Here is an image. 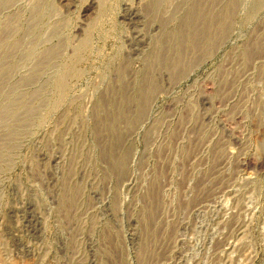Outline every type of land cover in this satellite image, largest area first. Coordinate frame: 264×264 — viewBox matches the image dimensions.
<instances>
[{"label": "rangeland", "instance_id": "1", "mask_svg": "<svg viewBox=\"0 0 264 264\" xmlns=\"http://www.w3.org/2000/svg\"><path fill=\"white\" fill-rule=\"evenodd\" d=\"M0 264H264V0H0Z\"/></svg>", "mask_w": 264, "mask_h": 264}]
</instances>
